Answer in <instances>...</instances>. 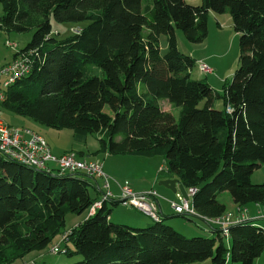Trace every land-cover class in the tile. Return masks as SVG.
<instances>
[{
  "label": "trees",
  "instance_id": "obj_1",
  "mask_svg": "<svg viewBox=\"0 0 264 264\" xmlns=\"http://www.w3.org/2000/svg\"><path fill=\"white\" fill-rule=\"evenodd\" d=\"M0 6V32H33L12 59L29 58L31 72L5 91L1 106L44 127L72 130L80 143L97 135V154L162 157L158 182L177 179L186 190L197 189L196 214L182 217L207 223L213 234L187 238L162 218L143 228L115 224L106 203L64 241L65 254L81 257L73 264H255L264 253V228L246 216L225 236L210 221L229 217L219 200L226 193L240 215L249 205L264 207V182L251 181L264 166V0H202L198 6L0 0ZM226 11L239 36L240 64L221 96L192 78L197 61L179 51L176 30L190 43H203L210 14ZM53 21L77 26L78 33L53 37ZM218 99L223 110L215 108ZM164 101L177 117L163 110ZM101 194L95 178L46 173L0 154V264L46 250L67 233L66 216L88 214Z\"/></svg>",
  "mask_w": 264,
  "mask_h": 264
},
{
  "label": "rangeland",
  "instance_id": "obj_2",
  "mask_svg": "<svg viewBox=\"0 0 264 264\" xmlns=\"http://www.w3.org/2000/svg\"><path fill=\"white\" fill-rule=\"evenodd\" d=\"M184 1L190 5L196 6L202 3V0ZM1 15L2 8L0 6V17ZM75 27L77 26L71 24H58L53 21V37H57L55 33H60L58 37L62 39L71 32L74 33L77 30ZM208 31V37L203 43L193 44L187 41L182 31L176 30L178 49L181 53L186 56H191L197 61L192 71V78L194 80L208 82L216 93L223 96L225 84L231 81L240 64L239 36L234 29L231 15L228 11L222 15L211 13L208 21ZM32 37L33 32L24 34L0 32V69L11 63L15 52L25 48L26 45L30 43ZM8 42L15 44L16 48L8 47ZM160 48L162 54L167 52V37L165 35L160 37ZM203 64L209 70L207 73L204 71L201 72L200 70ZM161 105L164 111L172 112L174 116H178V110H173L168 102L164 101ZM215 108L217 110L224 109L223 99L216 100ZM0 117L8 125L15 127L23 133H26L27 130H31L44 136L46 141L50 143L52 147H55V153L58 151H70V149L74 150L76 153L84 152L86 153L85 158L87 160L100 161L105 171H109V167L112 163L113 169H116V163L122 166L123 177H119L118 180L115 179L116 182L110 180V185H124V176L129 175L130 177L128 179L131 183L136 182V185H143L149 189L153 187L156 190H164L163 187L158 185L159 182L156 181L159 172L164 166V159L162 157L142 158L135 156H113L106 155L102 152L97 154L100 150L99 138L97 135H89L85 143H80L74 139L72 130L66 129L59 131L44 127L32 119L14 114L1 105ZM251 181L255 185L264 182V166L253 173ZM98 184L102 187L103 181L98 180ZM91 191L92 195H95V192L93 190ZM221 197V201L225 202L227 205L231 202L233 203L229 194L226 193L225 197ZM172 198L178 203L176 195L173 194ZM107 207L113 211L112 221H110L115 224H126L137 227V225L142 223V225H144L142 226L143 228L154 223L152 219L142 215L134 209L122 205L114 207L110 203L107 204ZM171 207H168L169 210L167 212L170 217L163 220L164 224L174 228L187 238L213 236L210 231L211 229L205 222L197 218L188 221L173 213ZM87 215L88 214H68L65 219L64 233H70L72 229L79 226V223L83 222ZM121 219H129L130 221L127 222ZM254 223L264 224V220ZM55 246H59L62 253L53 254L52 248ZM69 247L71 250H74L72 243H69ZM64 251H66V244L61 241V236H59L46 250L32 252L23 259L16 260L13 264H73L81 260L79 255L69 256L65 254ZM255 264H264V253L256 260Z\"/></svg>",
  "mask_w": 264,
  "mask_h": 264
},
{
  "label": "built area",
  "instance_id": "obj_3",
  "mask_svg": "<svg viewBox=\"0 0 264 264\" xmlns=\"http://www.w3.org/2000/svg\"><path fill=\"white\" fill-rule=\"evenodd\" d=\"M76 33H78L77 30ZM7 46L16 48L15 44L9 42ZM200 70L206 73L209 71L204 64L201 65ZM30 72L31 64L29 58L24 57V55L15 58L11 63L0 69V105L5 101V91L19 80L29 75ZM0 154L9 160L46 173H55L59 175L72 174L102 180L103 186H100L102 194L100 199L96 201L89 210V216L94 215L104 204L114 201L110 179L106 176L103 164L100 161H90L79 158L75 152H69L62 156H55L44 136L31 130H27L26 133H23L15 127L8 125L1 117ZM186 192L189 197L188 201L178 193L176 196L179 204L171 202V205L175 213L193 216L196 213L193 207H191L190 201L197 193V189L191 188L186 190ZM157 197L158 194L154 190L146 194H136L128 182H125L124 185L120 186L118 202L120 205L134 209L153 221H159L160 216L153 203V199ZM244 219H246V215L241 214L238 221ZM210 223L219 226L225 236L229 235L228 227L233 224L230 216L223 219L212 220ZM68 234L69 233H66L61 236V241H66L68 239ZM52 252L53 254H57L62 251L59 246H55L52 248ZM64 252L66 253V251Z\"/></svg>",
  "mask_w": 264,
  "mask_h": 264
},
{
  "label": "crops",
  "instance_id": "obj_4",
  "mask_svg": "<svg viewBox=\"0 0 264 264\" xmlns=\"http://www.w3.org/2000/svg\"><path fill=\"white\" fill-rule=\"evenodd\" d=\"M11 126V125H10ZM45 138V137H44ZM49 144V146H50V148H51V150H52V153L55 155V156H62V155H64V154H66V153H69V152H74V150H72V149H70V151H58V152H56L55 153V147H52V145L50 144V143H48ZM78 157L79 158H82V157H80L79 155H78ZM84 159H86L85 157H83ZM112 166V167H111ZM109 168V171L107 170V171H105L104 170V172H105V174H106V176L110 179V180H114L115 182H116V180L115 179H119V177H123L122 176V166H119L117 163L115 164V166H116V169H113V163H112V165H111ZM118 171H120V172H118ZM130 176L129 175H126V176H124V178H125V182H128V184L130 185V187L132 188V190L134 191V193H136V194H146V193H148L149 191H151V190H154V191H156V193L158 194V197L156 198V199H153V203H154V205L156 206V208H157V210H158V214H159V216H160V218H162V220H164V219H166V218H168V217H170L168 214H167V212H168V210H169V206L171 207V202H174V203H176V201H174L173 200V198H172V195H173V193L171 192V191H169V190H167V189H165L164 188V190H156V189H154L153 187L152 188H147V187H144L143 185H136V182H133V183H131V181H129V178ZM156 181L158 182V178L156 179ZM124 182V183H125ZM119 183V182H118ZM181 184V183H180ZM119 186L120 185H118V186H113L112 184H111V192L113 193V195H114V201H118V198H119V196H120V189H119ZM122 186V185H121ZM180 194V193H179ZM174 195H177V194H174ZM223 197H225L226 196V194H223L222 195ZM176 198H177V196H176ZM221 199H222V197H220ZM221 199H219L220 200V202H222L223 204H225L226 205V207H227V216H230L231 217V220L233 221V222H238V220H239V218H240V213L238 212V206H236L234 203H229V205H227L225 202H223V201H221ZM178 200V199H177ZM178 204H179V201H178ZM169 205V206H168ZM190 205H191V207H193L192 206V200L190 201ZM116 207V206H115ZM171 209H172V211H173V213H175V211H174V209H173V207H171ZM246 210H247V213H246V216H247V218L249 219V220H251V221H254V222H256V221H260V220H264V207L263 206H259V205H249L247 208H246ZM138 212V211H137ZM177 216H181L182 217V214H177V213H175ZM112 216H113V211H111V213H110V220L112 221ZM89 217V213H88V215L86 216V218H85V220L87 219ZM121 220H125V221H130L129 219H121ZM189 221V220H188ZM82 223V222H81ZM81 223H79V224H81ZM78 224V225H79ZM207 224V223H206ZM208 225V224H207ZM132 227H134L133 225H131ZM142 226H144V225H142V223H140V225H137V227H142ZM147 226H149V225H147ZM209 226V225H208ZM257 226H259V227H262V228H264V224H257ZM209 228H210V226H209ZM211 229V228H210ZM226 242H228V240H226Z\"/></svg>",
  "mask_w": 264,
  "mask_h": 264
},
{
  "label": "water",
  "instance_id": "obj_5",
  "mask_svg": "<svg viewBox=\"0 0 264 264\" xmlns=\"http://www.w3.org/2000/svg\"><path fill=\"white\" fill-rule=\"evenodd\" d=\"M158 185L160 187H163L169 191H171L173 194H178L180 193L185 200H189V197L187 195L186 189L185 187L180 184L179 180L177 179H165V180H161Z\"/></svg>",
  "mask_w": 264,
  "mask_h": 264
}]
</instances>
